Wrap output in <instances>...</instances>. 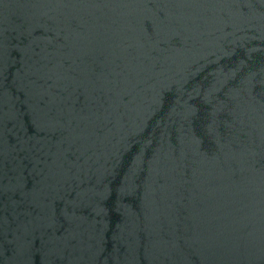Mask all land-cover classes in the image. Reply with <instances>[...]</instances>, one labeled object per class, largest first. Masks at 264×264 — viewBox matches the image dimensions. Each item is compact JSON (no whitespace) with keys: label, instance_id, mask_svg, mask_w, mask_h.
Masks as SVG:
<instances>
[{"label":"water","instance_id":"obj_1","mask_svg":"<svg viewBox=\"0 0 264 264\" xmlns=\"http://www.w3.org/2000/svg\"><path fill=\"white\" fill-rule=\"evenodd\" d=\"M0 264H264V0H0Z\"/></svg>","mask_w":264,"mask_h":264}]
</instances>
